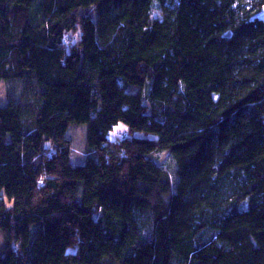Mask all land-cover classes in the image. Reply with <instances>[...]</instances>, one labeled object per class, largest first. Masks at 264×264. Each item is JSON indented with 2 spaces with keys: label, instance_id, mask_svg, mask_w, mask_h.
I'll use <instances>...</instances> for the list:
<instances>
[{
  "label": "trees",
  "instance_id": "1",
  "mask_svg": "<svg viewBox=\"0 0 264 264\" xmlns=\"http://www.w3.org/2000/svg\"><path fill=\"white\" fill-rule=\"evenodd\" d=\"M263 8L0 0V264H264Z\"/></svg>",
  "mask_w": 264,
  "mask_h": 264
},
{
  "label": "rangeland",
  "instance_id": "2",
  "mask_svg": "<svg viewBox=\"0 0 264 264\" xmlns=\"http://www.w3.org/2000/svg\"><path fill=\"white\" fill-rule=\"evenodd\" d=\"M259 17L264 19V8L258 14ZM78 36V35H77ZM76 37V36H75ZM3 86L0 84V104H4L6 102L7 96L5 89H2ZM133 91H138V88H130ZM11 126H15L18 128L19 122L17 118H12L10 121ZM127 127L124 123H119L114 127V129L109 134L110 140H116L118 137H121L123 134H126ZM144 137H150L153 139H158L156 134H146L139 133ZM67 139L70 141L71 147V162L74 165H82L85 164L87 155L89 153L90 147L88 145V124L87 123H73L70 125L67 131ZM170 152H159L154 155L157 161L166 167L170 172L172 183L175 184L178 180V175L175 171V161L170 157ZM175 173V175H174ZM3 244V237L0 232V247Z\"/></svg>",
  "mask_w": 264,
  "mask_h": 264
}]
</instances>
